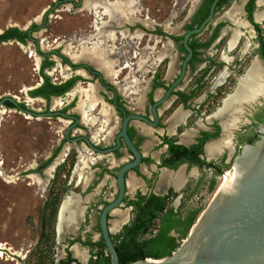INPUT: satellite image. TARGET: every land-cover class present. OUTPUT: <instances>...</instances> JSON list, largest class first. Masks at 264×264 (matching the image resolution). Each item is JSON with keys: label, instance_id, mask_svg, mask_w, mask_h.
<instances>
[{"label": "flooded vegetation", "instance_id": "obj_1", "mask_svg": "<svg viewBox=\"0 0 264 264\" xmlns=\"http://www.w3.org/2000/svg\"><path fill=\"white\" fill-rule=\"evenodd\" d=\"M100 1L97 8L85 0H56L40 22L0 33L21 32L1 39L0 46L16 44L36 63L33 83L17 90L21 96H0V119L14 112L66 125L49 156L32 169L42 183L51 180L53 188L58 184L53 173L62 164L67 162L68 176L73 169L62 198L56 199L52 235L43 237L49 235L45 229L37 243L42 245L39 264H97L107 257L111 264L101 229L107 208L115 248L125 236L144 241L162 225L199 216L200 207L189 205L191 198L202 188L200 201L213 192L217 179L223 181L264 125V18L257 19L264 0H185L186 15L163 23L152 19L140 0H120L126 13L106 12L119 0ZM234 7L238 14L232 19ZM67 10L86 12L91 19L54 36L48 32L51 16ZM43 31L48 36L39 39ZM94 42L104 50L108 74L72 57L83 44ZM255 63L261 69L260 91L242 100ZM167 173H182L180 187L165 180ZM74 174L77 192L67 189ZM62 207L65 219L60 223ZM75 210L76 219L68 221ZM171 235L179 234L173 230Z\"/></svg>", "mask_w": 264, "mask_h": 264}, {"label": "rangeland", "instance_id": "obj_2", "mask_svg": "<svg viewBox=\"0 0 264 264\" xmlns=\"http://www.w3.org/2000/svg\"><path fill=\"white\" fill-rule=\"evenodd\" d=\"M55 1L0 0V32L8 27L24 28L31 22H40ZM140 1L148 6L150 17L157 22L163 23L169 18L178 21L187 13L185 0H181L184 4L178 0ZM55 15H60L62 20ZM90 19L86 12L81 11L54 13L48 32L61 36L85 26ZM43 32L39 39L48 36L47 31ZM28 56L25 49L16 44L0 46V96H21L17 90L33 83L35 77L32 76V69L36 68V63L34 58L30 60ZM27 117L12 112L0 119V264H39L43 261L39 251L42 245L40 243L41 246H37V243L45 229L47 234L52 235L51 229L54 227L48 205L53 199L62 198L63 186L73 172L72 169L68 176L69 166L67 162L62 164L63 168L53 173L58 174V184L54 188L51 180L44 184L36 177L32 169L49 156L52 146L62 139L66 125L58 120ZM73 180L74 184L68 185L67 189L77 192L80 188H75L76 174ZM221 184L218 178L213 192L200 201V194L205 195L202 188L200 193L191 198L189 205L200 207L202 212ZM45 222L52 226L44 228ZM60 252H57L58 256Z\"/></svg>", "mask_w": 264, "mask_h": 264}, {"label": "water", "instance_id": "obj_3", "mask_svg": "<svg viewBox=\"0 0 264 264\" xmlns=\"http://www.w3.org/2000/svg\"><path fill=\"white\" fill-rule=\"evenodd\" d=\"M260 133L256 142L243 147L229 170L232 176L216 191L179 248L165 258L129 264H264V125ZM122 176L123 172L118 202ZM109 209L101 217L102 236L111 264H120L107 227ZM63 218L62 207L60 223Z\"/></svg>", "mask_w": 264, "mask_h": 264}, {"label": "trees", "instance_id": "obj_4", "mask_svg": "<svg viewBox=\"0 0 264 264\" xmlns=\"http://www.w3.org/2000/svg\"><path fill=\"white\" fill-rule=\"evenodd\" d=\"M21 34L17 29L8 31L1 39H8ZM50 221H54L58 202H51L49 205ZM198 213V211L196 212ZM198 216L193 215L189 219L174 220L170 225H162L160 232L151 238L138 241L135 236H125L122 241L116 245L119 254L120 264H129L146 258L161 259L170 256L180 246V242L187 238L191 228L195 224ZM49 226H52L49 224ZM44 223V228L49 227ZM176 230L177 237L171 235V231ZM47 236V237H46ZM43 237L49 238L50 235L43 234ZM97 264H110V258L99 260Z\"/></svg>", "mask_w": 264, "mask_h": 264}, {"label": "bare ground", "instance_id": "obj_5", "mask_svg": "<svg viewBox=\"0 0 264 264\" xmlns=\"http://www.w3.org/2000/svg\"><path fill=\"white\" fill-rule=\"evenodd\" d=\"M101 2L100 0H95L94 2L90 1V0H85V5H94L95 7H99ZM106 7V6H105ZM126 3L122 2V1H117L114 5L113 8H106V12H113V13H118L119 12H123L126 13ZM103 13L105 14V10L103 11ZM238 12H237V8L234 7L233 8V12H231L229 14L230 18L234 19L235 16H237ZM228 17V16H227ZM264 18V12L260 13L257 15V19L261 20ZM234 22L237 24V26L242 25V22H240L238 19H235ZM238 33L235 32L234 36H237ZM72 57L74 59H84V60H88L92 63H94L95 65H97L99 68H101L102 70H104L107 74H108V65L106 63H108L107 61H105V55H104V50L102 47H100V45L96 42L92 43L91 47H85V45H82V49H80V52L78 54L76 53H72ZM260 73H261V69L258 63L254 64V72L252 75L249 76L247 82L245 83V86L243 87L241 94H242V100H248L252 97H254L259 91V85H258V81L260 79ZM239 89V88H238ZM239 91V90H238ZM238 101V100H237ZM236 101V102H237ZM233 103H231L229 106H232ZM234 122V119L230 120V123L228 124L229 126H231V124ZM228 130V129H227ZM229 141V140H227ZM210 153L214 152V148L209 151ZM232 176V174L230 172H227V174H225V176L223 177V181L222 184L220 185V189L222 188V186L224 185L225 181L228 180L230 177ZM181 177H182V173H177V174H171V173H167L166 175H164V178L166 181L170 182L173 181V184L178 188L180 187L181 184ZM64 210H70L67 206L64 207ZM73 211V210H71ZM76 211V210H75ZM78 212H70L69 217H68V221H72V218L74 217V220L77 217ZM65 219V218H64ZM73 220V222H74ZM66 221V220H65ZM71 225V224H70ZM62 226V225H61ZM75 254L76 256L81 260H85L86 255L84 254V252L78 250L77 248H75Z\"/></svg>", "mask_w": 264, "mask_h": 264}]
</instances>
